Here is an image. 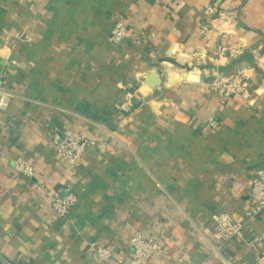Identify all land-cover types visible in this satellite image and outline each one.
Here are the masks:
<instances>
[{"label":"crops","instance_id":"1","mask_svg":"<svg viewBox=\"0 0 264 264\" xmlns=\"http://www.w3.org/2000/svg\"><path fill=\"white\" fill-rule=\"evenodd\" d=\"M118 20L130 33L115 43ZM220 70L260 92L222 103L207 86ZM3 92L0 264H225L208 253L212 216L242 217L264 166V0H0ZM129 93L134 110L118 112ZM69 128L94 141L74 166L52 137ZM18 156L35 176L14 169ZM63 188L79 195L66 217L47 201ZM137 229L166 254L135 258ZM253 232L264 237V214ZM94 241L118 257H89ZM227 247L233 264H264L243 238Z\"/></svg>","mask_w":264,"mask_h":264},{"label":"built area","instance_id":"2","mask_svg":"<svg viewBox=\"0 0 264 264\" xmlns=\"http://www.w3.org/2000/svg\"><path fill=\"white\" fill-rule=\"evenodd\" d=\"M209 12L217 11L216 7L209 6ZM219 12V11H218ZM221 19L224 13L220 12ZM130 29L123 20H118L110 34L109 40L115 43L122 42L129 36ZM139 42V41H138ZM207 86L213 90L222 103L228 102L230 97L249 99L253 93L260 92L261 84L254 82L245 72L226 73L216 71L213 78L207 82ZM10 100L9 93L3 92L0 98V107H6ZM135 106V95L129 93L124 100L115 103L118 112H132ZM218 120L211 117L209 124L218 125ZM54 147L60 157L74 166L84 150L94 142L79 130L69 128L61 136L57 131L52 133ZM14 169L28 176L37 174V166L24 156H18L11 162ZM79 200L78 193L72 188H63L47 191V201L59 216H68ZM264 214V166L259 167L252 177L249 190V207L242 217L236 218L229 210H221L213 214L214 226L211 230L215 239L206 235V243L210 257L219 258L225 264H233L232 256L227 250L229 242L243 238L258 257L264 256V237L260 232H253L245 237V229L254 224ZM205 233V232H204ZM92 250L88 256L102 261H108L117 254L108 246L98 241L92 242ZM133 246L132 254L135 258L145 262L154 256L166 254L164 243L159 235L137 229L131 237ZM189 264H204L203 262L191 261Z\"/></svg>","mask_w":264,"mask_h":264},{"label":"water","instance_id":"3","mask_svg":"<svg viewBox=\"0 0 264 264\" xmlns=\"http://www.w3.org/2000/svg\"><path fill=\"white\" fill-rule=\"evenodd\" d=\"M161 82V78L160 76L155 72V71H151L148 75V83L155 87L156 85H158Z\"/></svg>","mask_w":264,"mask_h":264},{"label":"bare ground","instance_id":"4","mask_svg":"<svg viewBox=\"0 0 264 264\" xmlns=\"http://www.w3.org/2000/svg\"><path fill=\"white\" fill-rule=\"evenodd\" d=\"M185 76L189 77V78H193L195 77L196 75H194L193 72H188L187 74H185Z\"/></svg>","mask_w":264,"mask_h":264},{"label":"rangeland","instance_id":"5","mask_svg":"<svg viewBox=\"0 0 264 264\" xmlns=\"http://www.w3.org/2000/svg\"><path fill=\"white\" fill-rule=\"evenodd\" d=\"M189 69V68H188Z\"/></svg>","mask_w":264,"mask_h":264}]
</instances>
